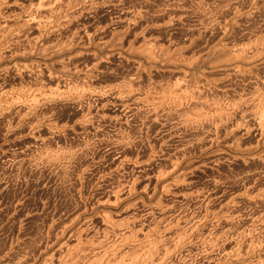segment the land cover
<instances>
[{"label":"rangeland","instance_id":"rangeland-1","mask_svg":"<svg viewBox=\"0 0 264 264\" xmlns=\"http://www.w3.org/2000/svg\"><path fill=\"white\" fill-rule=\"evenodd\" d=\"M19 1L20 3L17 7V10L20 9V11H22L23 13L25 12V10L28 13L31 12L29 15H32L33 13L34 15L37 14V12H40L39 9H46V13L47 10L50 11L52 15L48 12L46 16L47 18L51 16V20L50 18L46 19L50 20V23L55 21L54 25L52 23V27L55 30L54 34H51L49 38L47 35H45L42 36L40 39V35H33V33L27 34L29 36L25 39L24 37L26 36V34L21 36V42L18 41L20 42V44L18 42V44L16 43V47L14 46L11 50L12 53H14L17 49L15 54L19 57H26L32 53L34 54H32L34 57L25 61L24 64H15L16 66L13 65V72H11V70L8 75L5 76L6 80H4V82L7 81L9 83L8 92L6 93V95H9V98L11 97L10 95L13 96V94L15 93L20 92L22 94H28V92L32 90L40 93L43 92L44 95H59L58 97H64L63 99L65 100L62 99V104H59V106H41V117H43L41 118L42 120H39L37 122L28 121V116L24 112H22L23 114L19 119L21 112L18 111L9 112L6 114L5 118L0 120V264H8L9 262V264H16L17 262V264H22V262L19 263V257L21 256V254H23L22 257H20L22 261L24 258L26 259L23 261V264H59V261L60 264H62L63 261L64 263H67L69 261L67 264H78L77 262H82V264H90V262L92 261L89 262V260H93L96 254L105 251L104 249L102 250V248H107L109 242L111 244L113 242L112 245H117V247H121V245L123 244H121V239L123 238V236L125 238H128V244L131 245H126L129 248H126V250L122 253L123 255L121 257L119 256L117 262H114V264H144L147 262V264H149V262L150 264L151 262L152 264L153 262H156L154 264H264V127L260 126V128L259 122H256L255 119L251 117L252 109L251 106H249L250 103L241 107L239 106L240 104H237L242 96H250V93L253 92L252 90L256 88L255 82L258 81V83H261L262 81V83H264V48L262 46L264 45V0H238V2L237 0H232L233 3H231L230 7L226 4V2H223L221 0H55V2L54 0H51L52 6L49 7H46V5L43 7L42 4L45 3H43V1L50 0ZM21 1L23 2V4H21ZM68 1L70 3H68ZM53 2L55 3V6ZM21 5L22 9L20 7ZM140 5L142 6L140 7ZM227 6L230 9L232 8L233 10H229ZM50 7L51 10H49ZM24 8L25 10H23ZM84 8H86V10ZM124 8L126 10H124ZM142 8L143 10H145V16L143 18L145 20H143L139 25L141 27L137 26L132 31L130 37H128L129 39L127 38L129 41H125V47L128 48L130 45H135L133 47L136 50L141 47L139 50L142 51L145 49L144 47L147 46L146 42H153L152 40L155 39L158 42L160 41L161 44L164 43V45H171L174 43L172 49H175V47H177L176 51L183 55V57H180L181 59L179 58L176 60V63H179L177 64V66L172 67L171 65H169V63L166 62V59L164 60L162 58L157 62H145L140 67L142 69L141 70L135 61V57L143 55L144 58H148V53L145 51V49L144 51H142V53H140L139 51L138 53L140 54H136V56L134 55L129 60H122V57L120 58V56L118 55V57L115 56L114 58L108 59L105 61V64L102 65L103 67H99L101 69L100 70L99 68L96 69L97 67L95 68L92 65L91 61L87 60L88 58L86 57H79L77 58V60H74L73 57L77 55V53H74L73 55H71L72 57H64L65 62L69 63V67L71 65V68H68V70L70 71L64 70L61 68V66L59 67L58 65H56V73L53 72V75L56 76L53 77L57 78V76L59 75L58 78H62V86L64 88L62 86V88L52 86L53 88L47 87L44 88L46 90H43V88L36 87L33 82H30V80L33 81L32 76H29V72L27 71H31V68H35V65H33L34 61L38 62L40 61L39 59H43V47V49L46 48L48 51L51 48L52 51L50 50V52H64L63 54L65 55L67 54L65 53L66 48L69 47L68 45H70L71 42L72 44H78L77 46L75 45V50L77 49L76 52H78V50H84L86 46V48L90 46L88 48L89 50H95V47H97V44L99 43L98 38H102L101 41H103L104 39H108L107 41H111L112 32L114 31V29L118 26H120L119 29H122L124 25L128 24L127 22L131 23L130 21L134 19L135 15L139 12L140 9L142 10ZM242 8L245 14L252 12L254 15L251 14V18H245L244 13H237V10H241ZM35 9L39 11L36 12ZM53 9L54 11H52ZM58 9H60V11ZM214 9H216L218 12ZM77 10L79 14L77 13ZM226 10H228V14H226ZM5 11L3 13H5ZM215 11L218 14L220 13V17H223L222 19L224 20L227 18L228 20L236 19L237 22L239 21L237 24L233 25L232 30L228 34L230 37L227 36V39H225L226 41H224V39L222 38L219 29L215 28V31L214 28H209L207 30L204 29V26L206 27L205 23H208L206 20H208V17H210L211 15L210 12L216 14ZM26 12L24 13L25 15H27ZM221 14H223V16ZM77 15L79 16V18ZM175 15L177 18L175 17ZM182 15H184V17ZM66 17L69 18V21L72 19L71 21L73 22L74 26L71 21V24L69 23V21L65 22ZM121 17H123L124 19H122ZM61 18L65 19L64 23ZM120 18L122 19V21ZM203 19H206L205 22ZM123 20L126 21L125 24H123ZM57 21L60 22L58 23ZM11 22L13 23V25L14 23L18 24L15 17H13V20H11ZM56 23L60 25L57 27ZM60 26H62L64 30L60 28ZM56 28H58L57 31ZM87 28L91 32H94L93 30L96 28V30H98L97 33L100 32V34H96L97 36H93L95 38H89L87 35L85 36V34H83L85 37L82 36L80 32L85 33L84 31L87 30ZM141 28L147 30V36L145 38H143L140 33L142 30ZM104 29H106V31ZM148 29L151 30L149 31ZM78 32L81 35L78 34V37H75ZM149 34L152 37H150ZM32 35L33 40L36 37H39L38 40L36 39L37 43L40 44L37 48L39 52L36 49L34 51L32 50ZM197 35L199 36V38ZM87 37L92 41L89 40ZM150 38L152 40H150ZM245 38L247 39L245 40ZM69 39L70 42H68ZM73 39H77V42ZM189 39H193L195 42L193 40L190 41ZM83 40H85L86 42ZM257 40H260V43L257 42ZM134 42L136 44H134ZM143 42H145L146 44L143 45ZM150 42L148 43V45L150 44ZM190 42L192 44H190ZM245 42L247 47H245ZM253 42L254 44L252 45L251 43ZM42 43L45 46L47 44V46L45 47ZM225 43L227 44V46L233 45L232 47L237 48L238 46L239 48H248L253 46V48H256L257 46H259V50L261 52L260 54H258L259 59L256 62V65L259 64L260 66L258 67L260 72L257 71L259 72L257 73L258 78L256 76H252L255 79L253 78L250 81V77L244 78L242 75L233 76L234 78L230 76L226 77L223 73H225L229 66H224V63H222V66L218 65L216 67H213V64H218V62L221 61V58L224 59L226 55L223 54L224 57L223 55L214 56L212 55V53L209 56H206L204 55L207 51L206 49H209L212 46L214 47L219 44L222 46V44L225 45ZM29 44L31 46H29ZM111 44L112 43H108L107 47L111 46ZM41 45L43 46L40 47ZM17 46L21 47V49L17 48ZM136 46H138L139 48H137ZM261 46L262 48H260ZM25 47L32 48L26 49ZM18 49H20V52ZM64 49L65 51H63ZM28 50H31V52H28V54H26ZM126 51L129 52L130 50ZM17 52H19V54ZM143 52L147 53V55L145 56V53L143 54ZM201 53L202 57L204 58L201 57ZM10 56L11 54H9V56L7 55L6 57L10 59ZM7 58L6 60L8 61ZM79 59L80 65L76 62ZM200 59L202 60L199 61ZM72 64L74 65V67ZM19 65L21 66L19 67ZM186 65L189 69L186 67ZM137 67L138 71H136ZM18 68L21 72L18 70ZM57 68H59L60 70ZM184 69L187 71L186 73H183V71H185ZM75 71H77L76 74H74ZM79 71L81 72V75ZM132 75L135 78L132 77ZM137 75L139 76L137 77ZM183 76L186 77L184 78ZM129 80H135L139 83L137 84L139 86L138 89H141L139 90L141 91L139 93H142L141 95L143 97L145 95L150 96L151 93V98L153 99H157L159 97L161 98L163 95L162 92L164 93V91H169L174 94L175 91L174 89H172V87L178 82L184 85H182L183 88L189 87V84L191 83V88L189 87L191 90L194 88L196 89L198 87L205 90V87H207L206 83L208 82L214 86V89L210 90V92L207 91L209 104H211V102L216 103L222 106L223 108L225 107V109L229 107V109H231L233 105L234 107L235 105L237 106L235 107V113H232L233 116H228L229 119L226 118V120L228 121L224 122L225 120H223L221 122H224V124L220 125L219 122L212 124L213 126L210 125L209 127L203 125L204 128H202L201 125L198 127L195 126L196 128L194 126H191L190 128L189 126L185 129V127H183L182 125L183 120L181 116H176L173 114H170L173 115L170 116L167 109L163 111L164 113L162 112V114H159L158 118H156L159 120H157L156 122L153 120L154 118L151 119V115L145 116V113L142 114L146 111L145 109H147L146 107L148 105L143 99L145 104L143 103V100L141 104L142 106L145 105V107H141L145 111H142V113L140 112L141 114H137L138 116H134V118H136L134 119L133 117L125 115V112L123 113L124 110L122 111V109H125V102L128 103V101L132 100V97H129L127 96V93H124V88L127 87V81ZM172 80L175 82H173ZM2 83L3 81L0 82V84ZM106 88L108 89L107 92ZM100 90H102V93L98 94L100 93ZM104 91L109 95L105 94ZM183 91L186 92V89L184 88L180 93H182ZM184 92L182 93L183 96ZM118 93L124 94L119 95ZM103 94L107 96L104 95L103 97ZM115 96H120V98L122 99L119 98V100H123L121 105L116 107L122 115H120L119 121L117 118V120L114 119L112 123H110V121L102 122L103 120H100V116L103 112V108L101 107V105L105 100V102L108 104V108L111 109L110 111L115 110V107H113V105L111 104V101ZM232 96L235 97L233 98ZM126 97L128 98V101ZM100 98L101 100H99ZM8 103L9 102H6V104L0 103V109L6 108L8 106ZM123 105L124 107L122 108ZM188 105L189 104H187L186 107L184 106V109L186 111L188 109ZM263 106L262 108H260V111L258 109V113L264 110ZM261 109L263 110L261 111ZM94 110L95 112H93ZM96 110L98 112H96ZM82 113L86 115L84 116L85 118H88L84 119V117H82ZM262 115V117L264 118L263 112ZM89 116H94L93 122H90V119L92 118H89ZM168 116L172 118H169ZM164 117L166 118L160 120V118ZM129 118H132L130 120L131 122L128 120ZM83 119L86 120V122H84ZM136 120H139L141 124L138 123L139 121ZM152 120L158 125L155 124ZM28 122L30 123L31 127L30 125H26L29 124ZM81 122L83 125L81 124ZM171 122H174L175 124H171ZM238 123L240 126H238ZM217 124L220 126L218 127ZM21 125L24 129L21 127ZM32 125H34L33 128ZM122 125L125 128L119 127ZM17 126L21 127L22 129L18 128L17 130ZM233 126L234 129L231 130ZM143 127L145 128L143 129ZM235 128H237L238 130H236ZM86 129H88L90 132ZM123 129H125V131ZM129 131V136L131 135L130 137H132L133 142L128 139V141H130V145L128 144V142L125 144V146H127L126 148H124V153L127 157L126 165L124 168H120L117 171H114L113 169L111 170L110 167L112 166V160L116 158L118 154V156H120V152L118 151V149L121 151V146L117 137H120V139L126 138L128 137V133L126 136V132ZM131 132L132 134L135 132L136 134L134 133V135L136 136L132 135ZM119 135H121L122 137ZM143 135L145 136V138L143 137ZM156 136L159 138H157ZM155 138L157 140H155ZM213 138H215L216 143ZM212 139L214 142L212 141ZM135 140L137 142H135ZM134 143L137 144L135 145ZM154 144L158 149L155 148ZM182 146L185 149L187 147L188 152L186 150L183 151L185 153V156H183V162L177 170L169 173L172 167L171 164L175 160L174 158L179 153H181V149H183ZM216 149L219 150L216 151ZM84 150H87V152ZM162 151L163 154L165 152L166 155L169 154L168 161L166 162H162ZM87 153L90 154L88 155ZM217 153L219 154L216 155ZM253 156H262L263 159L261 158L258 161L249 160ZM150 157L153 159H151ZM139 159L142 161L140 162ZM150 159L151 161H149ZM169 160L171 161L169 162ZM142 162L145 164H142ZM127 164H129V167ZM140 166H142V169ZM107 169H109L110 171H108ZM116 172L118 175L116 174ZM183 172H185L186 177L184 176L182 180L178 181L177 177ZM155 173H161L159 174L160 179H158V176H155ZM137 175H141L138 178L140 182H137L139 187L136 183L137 187L135 188V190L137 192L135 191L131 195H129V193L127 194V190H123L125 192V194L123 193V196L130 197H126V199L123 200L124 202L122 201L116 207H112L113 209H110V212L113 213L117 220L113 218L114 224L113 226H111L113 229L111 227L107 229L110 230L109 232L111 233L104 230L109 233L108 236H104V234L107 235V233L103 231V228L101 227V225H99V222L96 221V224L94 222L85 223L88 219L94 220L97 217V213L99 210L92 206L96 203L94 199H92L90 203V199L92 198L91 193H93L92 190L95 188L98 182H96V180H100L101 178H103L102 176H107V182H109L107 184H113L114 186L111 185V187H119V189H121L122 187L125 188V184H127L128 180L131 181ZM108 176L109 179H111L110 181L108 179ZM146 187L147 192L152 194V198L150 196L149 199H146L145 194H143V192H140ZM159 198L161 202H159ZM136 201H138L139 203ZM132 203L135 204L133 205ZM150 205L154 206L151 210L148 209L149 207H146ZM129 206L132 207L126 210V208ZM155 207L157 209H155ZM152 211L154 213H151ZM119 220H121L122 222ZM115 221H118L116 222L117 224L119 222L121 223L116 226ZM142 225L145 226L143 227ZM113 231L115 233H113ZM87 238H90L89 240H91L89 243V240H87ZM106 239L108 241H106ZM98 243H101V246ZM103 244L108 245L105 246ZM80 245L85 246L83 247V250L81 249L82 251H84V253L81 250H76L78 248H81ZM175 245L177 248L173 247ZM166 246H170V248L172 247L173 250L167 253V256H165L166 252L164 250L166 249ZM84 248L87 249L84 250ZM152 249L154 250L152 251ZM79 251L80 253H82L77 254L76 252ZM71 252L72 254L73 252L75 253L73 255L71 254V256L69 255ZM83 254H88L89 256L85 257V255L83 256ZM163 254L166 257L165 259L163 258L164 256H162ZM236 254H238V256ZM91 255H94L93 258H91ZM146 255H148V257ZM67 256H69L71 260ZM159 256H162V258L160 257L159 259ZM87 257H90L91 259L88 260L86 259ZM80 258H83L84 260L82 261V259ZM85 259L88 261H85ZM150 259H152V261H150ZM156 259L160 263H158Z\"/></svg>","mask_w":264,"mask_h":264},{"label":"bare ground","instance_id":"bare-ground-1","mask_svg":"<svg viewBox=\"0 0 264 264\" xmlns=\"http://www.w3.org/2000/svg\"><path fill=\"white\" fill-rule=\"evenodd\" d=\"M51 1V0H50ZM50 1H43V3L44 4H42L43 5V7L46 5V7L48 6H52L51 4H52V1H51V3H50ZM58 1V0H57ZM92 1V0H91ZM98 1V0H97ZM101 1V0H100ZM106 1H108V0H106ZM136 1V0H135ZM217 1H219V0H217ZM221 1H223V2H226V4L230 7V5H231V3H233L232 2V0H221ZM255 1V0H254ZM54 2H55V0H54ZM53 2V3H54ZM85 2V1H84ZM96 2V1H95ZM103 2V1H102ZM124 2V1H123ZM237 2H238V0H237ZM259 2V1H258ZM19 3H20V1L19 0H0V82L1 81H3V83L2 84H0V103L2 104V103H5L6 104V102H9L8 103V106L6 107V108H1L0 109V120L1 119H3V118H5V116H6V114L7 113H9V112H13V111H18V112H21V115H20V117H19V119L21 118V116H22V112H24V113H26V115L28 116L27 117V120L28 121H30V122H37V121H39V120H42L41 118L43 117H41V106H45V107H47L46 105H50L51 107L52 106H59V104H62V101L63 100H65V99H63V98H60V97H58L57 95H44V93L42 92V93H40V92H37V91H32V90H30V92H28V94H22V93H20V92H18V93H15V94H13V96L12 95H10L11 97H9L8 98V96L6 95V93L8 92V87H9V83L6 81V82H4V80H6L5 78V76H7L8 75V73L13 69V65H15V64H24V62L25 61H27V60H29V59H31V58H33L34 56V54L32 55V54H29L28 56H26V57H19L18 55H16L15 54V52H16V50H15V52L14 53H12V48L16 45V43L18 42V41H20L21 42V36L22 35H24V34H26V36L24 37V39L25 38H27L29 35H27V34H32L33 33V35H40L39 37H40V39H41V37L42 36H45V35H47L48 36V38L50 37V35L51 34H54V28L52 27L53 25H54V22L55 21H53L52 23H53V25H52V23H50V20H51V16L49 15V14H51V12L50 11H48L47 10V13L49 12V16L50 17H48V18H50V20H47L48 18H47V16H46V9H39L40 10V12H37V11H39V10H36V12H37V14H35L34 15V13L32 14V15H29L30 13H28V12H26V10H25V8L23 9V10H25V12H26V14L27 15H25L22 11H20V9L19 10H17L18 8V6H19ZM60 3V2H59ZM63 3V2H62ZM68 3H70L69 1H68ZM71 3H73V2H71ZM98 3V2H97ZM138 3V2H137ZM230 3V4H229ZM252 3V2H251ZM256 3V2H255ZM21 4H23V2L21 1ZM40 4V3H39ZM49 4V5H48ZM65 4V3H64ZM63 4V5H64ZM117 4V3H116ZM141 4V3H140ZM142 4H143V2H142ZM150 4V3H149ZM254 4V3H253ZM26 5V4H25ZM41 5V6H42ZM59 5V4H58ZM82 5V4H81ZM91 5V4H90ZM118 5H120V4H118ZM224 5V4H223ZM54 6H55V3H54ZM57 6V5H56ZM60 6V5H59ZM65 6H66V4H65ZM68 6H70V5H68ZM86 6V5H85ZM96 6V5H95ZM107 6H108V3H107ZM139 6V5H138ZM142 5H140V7H141ZM227 6V7H228ZM21 7V9H22V5L20 6ZM42 7V8H43ZM45 7V8H46ZM67 7V6H66ZM66 7H65V9H66ZM97 7V6H96ZM110 7V6H109ZM143 7H144V5H143ZM149 7V6H148ZM225 7V6H224ZM228 7V8H229ZM233 7H235V6H233ZM254 7H256V6H254ZM62 8V7H61ZM79 8V7H78ZM82 8H83V6H82ZM89 8V7H88ZM87 8V9H88ZM99 8H100V6H99ZM104 8H105V6H104ZM116 8H118V7H116ZM135 8V7H134ZM146 8V7H145ZM151 8V7H150ZM207 8V7H206ZM32 9V8H31ZM48 9V8H47ZM55 9V8H54ZM54 9L52 10V11H54ZM64 9V8H63ZM69 9V8H68ZM73 9V8H72ZM76 9V8H75ZM85 10H86V8H84ZM83 9V10H84ZM211 9V8H210ZM226 9V8H225ZM232 9V8H231ZM230 8H229V10H231ZM6 10V11H5ZM49 10H51V7H50V9ZM59 11H60V9H58ZM74 10V9H73ZM89 10V9H88ZM91 10V9H90ZM97 10V9H96ZM124 10H126L125 8H124ZM138 10V9H137ZM141 10V9H140ZM139 10V12L135 15V17H134V19L132 20V21H130L131 23H129V22H127L128 24H126V25H124V27L122 28V29H119V27L120 26H118V27H116L115 29H114V31L112 32V39H111V41H107L108 39H107V37H106V39L107 40H103V41H101V39H99L98 38V40H99V43L97 44V47H95V50H89L88 48L90 47H88V48H86L85 47V49L84 50H78V52H76V50H75V48H76V46L78 45H76V43L75 44H72V42H71V44L70 45H68L69 47L68 48H66V52L65 53H67L66 55L65 54H63L64 52L63 51H65V49L62 51L63 53H55V52H50V50H51V48L49 49V51L45 48V49H43L42 48V50H43V59H39L40 61H34L33 62V65H35V68H31L32 70L31 71H27V72H29L28 74H29V76H32V80L33 81H31L30 80V82L32 83H34V85L36 86V87H40V88H43V90H46V89H44V88H47V87H51V88H53L52 86H56V87H58V88H62L63 86H62V83H63V81L61 80L62 78H58V76H57V78H55L56 76L55 75H53L54 73L53 72H55V68L57 67L56 65H58L59 67L61 66V68L62 69H64V70H68V68L70 69L71 68V65H70V67H69V63H67V62H65V58L64 57H69V56H71V55H73L74 53H77V55H75V57H73V59L74 60H77V58H79V57H86V58H88L87 60H90L91 61V63H92V65L96 68V69H98L99 67H103L102 65H104L105 64V61L106 60H108V59H111V58H114L115 56H120V58L122 57V60H129L131 57H133L134 55L136 56V54H140V53H142V51H144L145 49V51L148 53V58H144L143 57V55L142 56H137V57H135V61H136V63L138 64V67L140 68L145 62H150V61H159L160 59H166V62L167 63H169V65H171L172 67L173 66H177V64H179V63H176L177 61V59H179L180 57H183V55H181L179 52H177L176 51V49H177V47H175V49H172L173 47V44H165L164 45V43H162L161 44V42L159 41H156V39L155 40H152L151 38H150V40H152L153 42H150V44L148 45V43L149 42H146L147 43V46L146 47H142L144 50H139L140 48L138 47L139 45H141V44H139L138 46H136L137 48H139L138 50H136L133 46H135V45H130L128 48H126L125 47V41L126 40H128L129 38L128 37H130V34L132 33V31L138 26V27H141V26H139L140 24H141V22L143 21V20H145V19H143L144 18V16H145V10H143V8H142V10L140 11ZM149 10V9H148ZM169 10H171V9H169ZM174 10V9H173ZM203 10H205V9H203ZM212 10V9H211ZM214 10H216V9H214ZM233 10V9H232ZM5 11V13H3ZM56 11H57V9H56ZM72 11V10H71ZM75 11V10H74ZM80 11H81V9H80ZM121 11V10H120ZM119 11V12H120ZM128 11V10H127ZM134 11V10H133ZM150 11V10H149ZM148 11V12H149ZM176 11V10H175ZM217 11V10H216ZM216 11H215V13H216ZM93 12V11H92ZM209 12V11H208ZM214 12V11H213ZM218 12V11H217ZM222 12V11H221ZM228 12V10H226V14H228L227 13ZM230 12V11H229ZM233 12V11H232ZM53 13V12H52ZM65 13V12H64ZM69 13V12H68ZM67 13V14H68ZM73 13V12H72ZM77 13H78V10H77ZM84 13V12H83ZM117 13V12H116ZM134 13H136V12H134ZM173 13V12H172ZM223 13V12H222ZM237 13H244L243 12V8L241 9V10H237ZM237 13H235V14H237ZM57 14V13H56ZM58 14H59V12H58ZM60 14H62V13H60ZM70 14H71V12H70ZM69 14V15H70ZM79 14V13H78ZM121 14V13H120ZM119 14V15H120ZM178 14H180V13H178ZM198 14V13H197ZM210 17H208L209 19L208 20H206L208 23H205L206 24V27L204 26V29L205 30H207V29H209V28H214V31H215V28H217V29H219V31H220V33H221V35H222V38L224 39V41H226L225 39H227V36H229L228 34H229V32L232 30V27H233V25H235V24H237L238 22H237V20L235 19V20H228L227 18L224 20V19H222L221 17H220V13L218 14V13H216V14H218V15H216V14H214V13H212V12H210ZM224 14H225V12H224ZM251 14H253L252 12H249V13H247V14H245L244 13V17L245 18H251ZM52 15V14H51ZM123 15V14H122ZM121 15V16H122ZM148 15V14H147ZM170 15H172V14H170ZM187 15V14H186ZM222 16H223V14H221ZM241 15V14H240ZM254 15V14H253ZM252 15V16H253ZM57 16V15H56ZM60 16V15H59ZM73 16H75V15H73ZM78 16V15H77ZM85 16H86V14H85ZM174 16V15H173ZM183 17H184V15H182ZM181 16V17H182ZM13 17H15L16 18V20H17V22H18V24H16V23H14V25H13V23L11 22V20H13ZM61 17V16H60ZM90 17V16H89ZM115 17V16H114ZM120 17V16H119ZM175 17H176V15H175ZM180 17V18H181ZM199 17V16H198ZM224 17H226V16H224ZM10 18H12V19H10ZM47 18V19H46ZM56 18V17H55ZM64 18V17H63ZM69 18H70V16H69ZM69 18H67L66 17V20L65 19H62L61 18V20H63V23H64V20H65V22H68L69 20ZM78 18H79V16H78ZM88 18V17H87ZM117 18V17H116ZM122 19H124L123 17H121ZM120 18V19H121ZM131 18V17H130ZM129 18V19H130ZM177 18V17H176ZM243 18V17H242ZM58 19V18H57ZM82 19V18H81ZM122 19H121V21H122ZM128 19V20H129ZM60 20V19H59ZM72 20V19H71ZM70 20V21H71ZM131 20V19H130ZM147 20V19H146ZM204 20V19H203ZM205 20H204V22H205ZM222 20H224V21H222ZM70 21H69V23H70ZM79 21V20H78ZM90 21V20H89ZM181 21V20H180ZM12 24H11V23ZM58 22V21H57ZM60 22V21H59ZM58 22V23H59ZM62 22V21H61ZM72 22V21H71ZM76 22V21H75ZM80 22V21H79ZM87 22V21H86ZM123 24H125V22L126 21H124L123 20ZM173 22V21H172ZM68 23V24H69ZM84 23V22H83ZM115 23H118V22H115ZM163 23V22H162ZM16 24V25H15ZM57 24V23H56ZM55 24V25H56ZM65 24H67V23H65ZM64 24V25H65ZM71 24V23H70ZM72 24H73V22H72ZM112 24V23H111ZM120 24V23H119ZM169 24V23H168ZM60 25V24H59ZM58 24L56 25L57 27L59 26ZM84 25V24H83ZM86 25V24H85ZM167 25V24H166ZM201 25V24H200ZM73 26H74V24H73ZM73 26H71V27H73ZM117 26V25H116ZM169 26V25H168ZM87 27V26H86ZM85 27V28H86ZM90 27V26H89ZM99 27V26H98ZM109 27V26H108ZM122 27V26H121ZM60 28H62V26H60ZM114 28V27H113ZM198 28V27H197ZM200 28H201V26H200ZM57 29L58 28H56V31H57ZM63 29V28H62ZM66 29V28H65ZM77 29V28H76ZM75 29V30H76ZM79 29V28H78ZM102 29V28H101ZM142 29V28H141ZM203 29V30H204ZM238 29V28H237ZM64 30V29H63ZM75 30H74V32H75ZM100 30V29H99ZM103 30V29H102ZM105 31H106V29H104ZM149 30V29H148ZM151 30V29H150ZM149 30V31H150ZM62 31V30H61ZM83 31V30H82ZM94 32H91L88 28H87V30H85L84 32L85 33H82V32H80L81 34H82V36H84L83 34H85V36L87 35L89 38H91V37H93V36H95L96 34H100V32L99 33H97V31L98 30H96V28L93 30ZM138 31V30H137ZM202 31V30H201ZM211 31V30H210ZM213 31V30H212ZM237 31V30H236ZM60 32V31H59ZM74 32H72V33H74ZM77 32V31H76ZM234 32V31H233ZM232 32V33H233ZM79 32L77 33V35H75V37H78V34H80ZM141 35H142V37L143 38H145L147 35V30H145V29H142L141 30ZM198 33H201V32H198ZM74 34H76V33H74ZM73 34V35H74ZM80 34V35H81ZM206 34V33H205ZM204 34V35H205ZM208 34V33H207ZM33 35H32V38H31V40H33ZM79 35V36H80ZM102 35V34H101ZM109 35V34H108ZM136 35V34H135ZM150 35V34H149ZM200 35V34H199ZM210 35V34H209ZM217 35V34H216ZM219 35V34H218ZM46 36V37H47ZM82 36H81V39H82ZM84 36V37H85ZM97 36V35H96ZM139 36H140V34H139ZM198 36V35H197ZM203 36V35H202ZM211 36V35H210ZM39 37L37 38H35L32 42H33V44L32 43H30V44H32L33 45V51L36 49L37 50V48H38V46L40 45V44H38L37 43V40L39 39ZM87 37V38H88ZM100 37V36H99ZM149 37V36H148ZM150 37H152L151 35H150ZM201 37V36H200ZM230 37V36H229ZM23 38V37H22ZM88 38V39H89ZM93 38H95V37H93ZM104 38V37H103ZM128 38V39H127ZM133 38H134V36H133ZM137 38V37H136ZM143 38H142V40H143ZM156 38V37H155ZM194 38V37H193ZM198 38H199V36H198ZM250 38V37H249ZM248 38V39H249ZM257 38V37H256ZM255 38V39H256ZM20 39V40H19ZM37 39V40H36ZM138 39V38H137ZM195 39V38H194ZM208 39V38H207ZM247 38H245V40H246ZM259 39V38H258ZM74 40V39H73ZM76 40V42H77V39H75ZM74 40V41H75ZM89 40H91V39H89ZM141 40V41H142ZM158 40V39H157ZM190 40V39H189ZM191 40H193V39H191ZM190 40V41H191ZM199 40V39H198ZM231 40V39H230ZM229 40V41H230ZM261 40V39H260ZM260 40H257V42H259L260 43ZM83 41H85V40H83ZM92 41V40H91ZM96 41V40H95ZM129 41V40H128ZM147 41V40H146ZM194 41V40H193ZM252 41V40H251ZM263 41H264V39H263ZM20 42H18L19 44H20ZM23 42V41H22ZM30 42V41H29ZM44 42V41H43ZM68 42H70V39H69V41ZM86 42V41H85ZM89 42V41H88ZM136 42V41H135ZM134 42V44H136ZM195 42V41H194ZM198 42V41H197ZM256 42V41H255ZM262 42V41H261ZM17 43V44H18ZM81 43V42H80ZM95 43V42H94ZM93 43V44H94ZM108 43L110 44V43H112L111 44V46H109V47H107L108 46ZM145 42H143L142 44L144 45V44H146ZM248 43V42H247ZM29 44V46H31ZM43 44V43H42ZM46 44V43H45ZM85 44V43H84ZM190 44H192L191 42H190ZM221 44V43H220ZM216 45V46H212L211 48H209V49H206L207 51H206V53L204 54V55H206V56H209L210 54H212V55H226L225 57H224V55H223V57H224V59H222L221 58V61H219L218 62V64L217 63H215V64H213V67H216V66H218V65H221L222 66V63H224V66L225 65H227V66H229V68L225 71V73H223L226 77H228V76H230V77H233V76H236V75H242L244 78L246 77V78H248V77H250V81H251V79H253L255 76L258 78V74L257 73H259L260 71H259V68L258 67H260L259 66V64L258 65H256V62H257V60L259 59L258 58V54H260V50H259V46H257L256 48H253V47H248V48H245V47H247V45H246V42H245V47L244 48H239V46H238V48L237 47H232V46H227V44L225 43V45L224 44H222V46L221 45ZM229 44V43H228ZM230 44H231V42H230ZM252 45L254 44V42L253 43H251ZM250 44V45H251ZM258 44V43H257ZM22 45V44H21ZM28 45V44H27ZM44 45V44H43ZM43 45H41L40 47H42ZM76 45V46H75ZM90 45V44H89ZM129 45V44H128ZM198 45V44H197ZM206 45V44H205ZM213 45V44H212ZM235 45V44H234ZM242 45V44H241ZM244 45V44H243ZM260 45V44H259ZM45 46V45H44ZM46 46H47V44H46ZM45 46V47H46ZM75 46V47H74ZM80 46H81V44H80ZM85 46V45H84ZM177 46V45H176ZM237 46V45H236ZM249 46V45H248ZM263 46V48H264V45H262ZM262 46L260 47V48H262ZM16 47V46H15ZM39 47V48H40ZM231 47H232V49H231ZM243 47V46H242ZM17 48H20L21 49V47H18L17 46ZM26 48V47H25ZM29 48V47H28ZM28 48H26V49H28ZM32 48V47H31ZM31 48H29V49H31ZM48 48V47H47ZM84 48V47H83ZM179 48H180V46H179ZM20 49H18L19 50V52H20ZM25 50V49H24ZM126 50H130L129 52L128 51H126ZM14 51V50H13ZM32 51V52H33ZM38 51V50H37ZM36 51V52H37ZM52 51V50H51ZM140 51V53H138ZM179 51V50H178ZM19 52H17L18 54H19ZM28 52H31V50H28L27 51V53L26 54H28ZM39 52V51H38ZM38 52H37V54H38ZM41 52V51H40ZM128 52V53H127ZM42 53H40V54H42ZM145 52H143V54H144ZM147 53H145V56L147 55ZM182 53V52H181ZM9 54H11V56L9 57L10 59H8L6 56L8 55L9 56ZM262 54V53H261ZM264 54V53H263ZM39 55V54H38ZM203 55V56H204ZM117 56V57H118ZM38 57V56H37ZM37 57H35V58H37ZM72 57V56H71ZM193 57V56H192ZM201 57H202V53H201ZM3 58H5V59H3ZM6 58L8 59V61L6 60ZM34 58V59H35ZM39 58V57H38ZM198 58H200V57H198ZM202 58H204V57H202ZM263 58V57H262ZM169 59H174V60H169ZM181 59V58H180ZM215 59V58H214ZM260 59H261V57H260ZM6 62H5V61ZM10 60V61H9ZM13 60H15V61H13ZM36 60V59H35ZM72 60V59H71ZM114 60V59H113ZM119 60V59H118ZM185 60V59H184ZM194 60V59H193ZM202 59H200L199 61H201ZM205 60H206V57H205ZM218 60H219V58H218ZM33 61V60H32ZM79 61H80V59L78 60V61H76L77 63H79ZM83 61V60H82ZM213 61V60H212ZM263 61V60H262ZM31 62V61H30ZM128 62V61H127ZM133 62V61H132ZM163 62V61H162ZM190 62V61H189ZM259 62V61H258ZM73 63V62H72ZM199 63V62H198ZM260 63V62H259ZM74 64H75V62H74ZM82 64H84V63H82ZM205 64V63H204ZM211 64V63H210ZM73 65V64H72ZM77 65V64H76ZM79 65H80V63H79ZM191 65H192V63H191ZM197 65V64H196ZM203 65V64H202ZM232 65V66H231ZM16 66V65H15ZM21 65H19V67H20ZM89 66H90V64H89ZM160 66V65H159ZM179 66V65H178ZM183 66H184V64H183ZM208 66V65H207ZM73 67H74V65H73ZM75 67H77V66H75ZM79 67V66H78ZM92 67V66H91ZM138 67H137V69H136V71H138ZM186 67H187V65H186ZM189 67H190V65H189ZM196 67V66H195ZM195 67H193V68H195ZM211 67V66H210ZM212 67V68H213ZM16 68V67H15ZM24 68H26V67H24ZM23 68V69H24ZM142 68H144V67H142ZM153 68V67H152ZM176 68V67H175ZM183 68H185V67H183ZM188 68V67H187ZM197 68V67H196ZM261 68H262V66H261ZM57 69H59V68H57ZM79 69V68H78ZM82 69V68H81ZM91 69V68H90ZM100 69V68H99ZM141 69V68H140ZM189 69V68H188ZM17 70V69H16ZM15 70V71H16ZM18 70H19V68H18ZM29 70V69H28ZM60 70V69H59ZM63 70V71H64ZM80 70V69H79ZM92 70V69H91ZM101 70V69H100ZM142 70V69H141ZM167 70V69H166ZM183 70V69H182ZM185 70V69H184ZM220 70V69H219ZM261 70V69H260ZM262 70H263V68H262ZM20 71V70H19ZM68 71H70V70H68ZM78 71V70H77ZM77 71H75V73L74 74H76L77 73ZM95 71V70H94ZM257 71H259V72H257ZM11 72H13V70L11 71ZM21 72V71H20ZM25 72V71H24ZM24 72H22V73H24ZM80 72V71H79ZM86 72V71H85ZM101 72V71H100ZM140 72V71H139ZM150 72V71H149ZM180 72V71H179ZM187 71L185 70V71H183V73H186ZM18 73V72H17ZM56 73V72H55ZM91 73V72H90ZM94 73V72H93ZM136 73V72H135ZM138 73V72H137ZM261 73H262V71H261ZM73 74V75H74ZM80 75H81V72H80ZM84 75V74H83ZM97 75V74H96ZM136 75V74H135ZM141 75V74H140ZM182 75V74H181ZM184 75V74H183ZM188 75V74H187ZM222 75V74H221ZM25 76H26V74H25ZM53 76H55V77H53ZM85 76V75H84ZM139 75H137V77H138ZM202 76V75H201ZM252 76H254V77H252ZM261 76V75H260ZM10 77V76H9ZM75 77V76H74ZM131 77V76H130ZM132 77H134L133 75H132ZM143 77V76H142ZM179 77V76H178ZM184 77V76H183ZM186 77V76H185ZM184 77V78H185ZM22 78V77H21ZM91 78V77H90ZM135 78V77H134ZM141 78V77H140ZM222 78V77H221ZM220 78V79H221ZM234 78V77H233ZM239 78V77H238ZM243 78V79H244ZM23 79V78H22ZM21 79V80H22ZM81 79H82V76H81ZM85 79V78H84ZM126 79V78H125ZM125 79H124V81H125ZM152 79V78H151ZM176 79H179V78H176ZM183 79V78H182ZM211 79V78H210ZM255 79V78H254ZM8 80V79H7ZM20 80V79H19ZM25 80V79H24ZM213 80V79H212ZM9 81V80H8ZM26 81V80H25ZM28 81V80H27ZM65 81V80H64ZM85 81V80H84ZM97 81V80H96ZM139 81V80H138ZM173 81V80H172ZM188 81V80H187ZM186 81V82H187ZM207 81V80H206ZM206 81H205V83H206ZM226 81V80H225ZM256 81V80H255ZM81 82H83V81H81ZM86 82V81H85ZM119 82H121V81H119ZM128 82V83H127ZM126 83L128 84L127 85V87L126 88H124V93H127L128 95L127 96H129V97H132V100H130V101H128V98H127V101H128V103L127 102H125V107H124V105L122 106V108L124 107L125 109H126V111H125V109H122V111H123V113L125 112V115H127V116H129V117H133L134 118V116H136L137 114H139L140 112L142 113V111H145V112H143L142 114H144L145 113V116L146 115H151V119L152 118H154L153 120L156 122L157 120H159V119H156V118H158V116H159V114L161 113L162 114V112L164 111V110H166L167 109V111L169 112V115L170 114H173V115H176V116H181V118H182V120H183V127H185V129H186V127H189L190 126V128H191V126H196V127H198V126H201L202 128H204L203 127V125H206L207 127H209L210 125H212V124H215V123H219L220 122V125L221 124H224V122H226V121H228V120H226V118H228L229 119V117L228 116H230V117H232L233 116V114L232 113H235V107L237 106V105H235V107H234V105H233V107L231 108V109H229V108H226L225 109V107L223 108L222 106H220L219 104H216V103H212L211 102V104H209V99H208V94H207V91H209L210 92V90H212V89H214V86L211 84V83H206V85H207V87H205L204 85V87L206 88L205 90H203L202 88H200V87H198V88H194V89H190L191 88V83L189 84V87H184L185 89H186V92H184V96L182 95V93H180L184 88H183V84H180L179 82L178 83H174L175 85H173V87H172V89H174V91H175V93L173 94V93H171V92H165L164 90V93L162 92V97L160 98H157V99H153V98H151L152 97V95H151V93H150V96H147V95H145L144 97L139 93V92H141V91H139V90H141V89H138L139 88V86L137 85V84H139L138 82H136L135 80H129V81H127ZM173 82H175V81H173ZM197 82V81H196ZM249 82V81H248ZM264 82V81H263ZM92 83V82H91ZM118 83V82H117ZM183 83V82H182ZM198 83V82H197ZM199 83H201V82H199ZM251 83V82H250ZM256 84H255V86H256V88L254 89V90H252L253 92H251L250 93V96H242L241 97V99H239V102L237 103V102H234V103H237V104H240L239 106L241 107V106H244V105H248L249 103V106H251V109H252V116L251 117H253L254 119H255V121L256 122H259V127L261 126V127H264V118L262 117L263 115H262V112L264 113V110L263 109H261V111L262 112H259L258 113V109H259V111H260V108H262V106L264 105V83H262V81H261V83H258V81L257 82H255ZM79 84V83H78ZM86 84V83H85ZM124 84H125V82H124ZM170 84V83H169ZM217 84V83H216ZM218 84H219V82H218ZM249 84V83H248ZM82 85H84V84H82ZM88 85V84H87ZM123 85V84H122ZM153 85V84H152ZM158 85H160V84H158ZM162 85V84H161ZM183 85V86H182ZM194 85H196V84H194ZM199 85V84H198ZM254 85V84H253ZM34 86V87H35ZM62 86V87H61ZM65 86V85H64ZM119 86V85H118ZM138 86V87H137ZM155 86V85H154ZM157 86V85H156ZM220 86V85H219ZM84 87V86H83ZM107 87V86H106ZM112 87V86H111ZM120 87H121V85H120ZM197 87V86H196ZM64 88V87H63ZM141 88V87H140ZM143 88V87H142ZM146 88V87H145ZM160 88H161V86H160ZM36 89V88H35ZM38 89V88H37ZM100 89V88H99ZM103 89H105V88H103ZM119 89H122V88H119ZM155 89V88H154ZM42 90V89H41ZM41 90H39V91H41ZM96 90V89H95ZM107 88H106V92H107ZM113 90H114V88H113ZM157 90V89H156ZM162 90V89H161ZM168 90H170V89H168ZM112 91V90H111ZM123 91V90H122ZM121 91V92H122ZM174 91H172V92H174ZM251 91V90H250ZM105 92V91H104ZM105 92V94H107ZM109 92H110V90H109ZM160 92V91H159ZM226 92V91H225ZM242 92V91H241ZM248 92V91H247ZM246 92V93H247ZM24 93V92H23ZM102 93V90H100V93H98V94H101ZM112 93V92H111ZM124 93H121V94H119V95H122V94H124ZM243 93V92H242ZM245 93V92H244ZM97 94V93H96ZM105 94H103V97H104V95ZM156 94V93H155ZM159 94V93H158ZM210 94V93H209ZM92 95V94H91ZM107 95H109V94H107ZM107 95H105V96H107ZM116 95V94H115ZM228 95H229V93H228ZM241 95V94H240ZM249 95V94H248ZM63 96V95H62ZM81 96V95H80ZM86 96V95H85ZM89 96V95H88ZM96 96V95H95ZM100 96H102V95H100ZM111 96V95H110ZM125 96H126V94H125ZM222 96V95H221ZM73 97V96H72ZM84 97V96H83ZM94 97V96H93ZM97 97V96H96ZM229 97H230V95H229ZM233 97V96H232ZM235 97V96H234ZM233 97V98H234ZM239 97V96H238ZM99 98V97H98ZM102 98V97H101ZM101 98L99 99V100H101ZM111 98H113V97H111ZM119 98H120V96L118 97V96H115L114 98H113V100L111 101V104L113 105V107H115V110H113V111H110L111 109L110 108H108V104L105 102V100H104V102L102 103V105H101V107L103 108L102 110H103V112H102V115L100 116V120L102 121V122H108V121H110V123H112V121L114 120V119H116L117 120V118H118V121H119V118H120V115H122L121 113H120V111H118L117 109L118 108H116L117 106H119V105H121V103H122V101H120L119 100ZM237 98V97H236ZM63 99V100H62ZM70 99V98H69ZM78 99V98H77ZM110 99V98H109ZM120 99H122V98H120ZM124 99V98H123ZM131 99V98H130ZM145 100V102L148 104L147 105V109H143L142 107L144 106L145 107V105H143L142 106V100ZM222 99H224V98H222ZM10 100V101H9ZM96 100H98V99H96ZM144 100H143V103H144ZM229 100V99H228ZM231 100V99H230ZM75 101V100H74ZM73 101V102H74ZM83 101V100H82ZM89 101V100H88ZM126 101V100H125ZM233 101V100H232ZM71 102V101H70ZM101 102V101H100ZM77 103V102H76ZM84 103H86V102H84ZM224 103V102H223ZM228 103H230V102H228ZM233 103V102H232ZM231 103V104H232ZM0 104V105H1ZM71 104V103H70ZM110 104V103H109ZM145 104V103H144ZM187 104H189L190 105V107H189V105H188V109H187V111L184 109V106L186 107L187 106ZM82 105V104H81ZM96 105V104H95ZM4 106V105H3ZM2 106V107H3ZM6 106V105H5ZM62 106V105H61ZM76 106V105H75ZM85 106V105H84ZM83 106V107H84ZM87 106V105H86ZM92 106V105H91ZM111 106V105H110ZM109 106V107H110ZM142 106V107H141ZM229 106V105H228ZM230 106H232V105H230ZM88 107V106H87ZM98 107V106H97ZM112 107V108H113ZM264 107V106H263ZM95 108V107H94ZM97 109V108H96ZM114 109V108H113ZM237 109V108H236ZM238 109H241V108H238ZM101 110V111H102ZM244 110V109H243ZM248 110V109H247ZM46 111V110H45ZM54 111V110H53ZM85 111V110H84ZM83 111V112H84ZM89 111H90V109H89ZM100 111V112H101ZM88 112V111H87ZM93 112H95V110L93 111ZM96 112H98L97 110H96ZM100 112H99V114H100ZM167 112V113H168ZM90 113V112H89ZM92 113V112H91ZM140 113V114H141ZM164 113V112H163ZM242 113V112H241ZM44 114V113H43ZM83 114V113H82ZM93 114V113H92ZM166 114V113H165ZM231 114V115H230ZM236 114H237V112H236ZM239 114H240V112H239ZM25 115V114H24ZM95 115V114H94ZM167 115V114H166ZM173 115H170V116H173ZM248 115V114H247ZM84 116H86V115H84L83 114V116L82 117H84ZM98 116V115H97ZM124 116V115H123ZM138 116V115H137ZM160 116H162V115H160ZM163 116H164V114H163ZM238 116H240V115H238ZM94 117V116H93ZM93 117H91V116H89V118H92V119H90V122H93V120H94V118ZM96 117V116H95ZM99 117V116H98ZM169 117V116H168ZM235 117V116H234ZM247 117V116H246ZM250 117V118H251ZM88 117H84V119H87ZM97 118V117H96ZM96 118H95V120H96ZM127 118V117H126ZM139 118V117H138ZM166 117H164V118H160V120H162V119H165ZM169 118H172V117H169ZM168 118V119H169ZM174 118V117H173ZM15 119V118H14ZM18 119V120H19ZM23 119V118H22ZM25 119V118H24ZM83 119V121L84 122H86V120H84ZM132 119V118H131ZM130 118L128 119L129 121L131 120ZM134 119H136V118H134ZM147 119V118H146ZM178 119V118H177ZM232 119V118H231ZM244 119H246V118H244ZM249 119V118H248ZM254 119H252V120H254ZM98 120H99V118H98ZM115 120V121H116ZM121 120V119H120ZM143 120V119H142ZM152 120V121H153ZM223 120H225L223 123H221ZM258 120V121H257ZM16 121V120H15ZM22 121V120H21ZM20 121V122H21ZM24 121V120H23ZM82 121V120H81ZM133 121H135V120H133ZM136 121H139V120H136ZM153 121V122H154ZM165 121V120H164ZM163 121V122H164ZM172 121V120H171ZM230 121V120H229ZM26 122V121H25ZM42 122V121H41ZM89 122V121H88ZM97 122H99V121H97ZM102 122H100V123H102ZM122 122V121H121ZM125 122V121H124ZM131 122V121H130ZM143 122V121H142ZM154 122V123H155ZM162 122V121H161ZM174 122H176V121H174ZM172 123L171 122V124H175V123ZM177 122H178V120H177ZM182 122V121H181ZM254 122V121H253ZM29 123V122H28ZM39 123V122H38ZM37 123V124H38ZM116 123V122H115ZM129 123V122H128ZM133 123V122H132ZM138 123H140V121L138 122ZM159 123V122H158ZM167 123H169V122H167ZM239 123H241V122H239ZM239 123H238V126H240L239 125ZM25 124V123H24ZM78 124V123H77ZM80 124V123H79ZM81 124H82V122H81ZM86 124V123H85ZM85 124H84V126H85ZM103 124H105V123H103ZM109 124V123H108ZM141 124V123H140ZM145 124V123H144ZM155 124H157V123H155ZM154 124V125H155ZM235 124V123H234ZM26 125H30V123L29 124H26ZM83 125V124H82ZM91 125H93V124H91ZM90 125V126H91ZM118 125V124H117ZM117 125H116V127H117ZM127 125V124H126ZM147 125H148V123H147ZM151 125V124H150ZM158 125V124H157ZM177 125V124H176ZM220 125H218L217 124V126L219 127ZM236 125V124H235ZM24 126V125H23ZM80 126V125H79ZM87 126V125H86ZM90 126H89V130H90ZM104 126H106V125H104ZM123 126V125H122ZM122 126H119L120 128H125L124 126H125V124H124V126L122 127ZM128 126V125H127ZM134 126H135V124H134ZM170 126V125H169ZM178 126V125H177ZM205 126V127H206ZM213 126V125H212ZM216 126V125H215ZM21 127H22V125H21ZM21 127H19V126H17V130H18V128L20 129ZM30 127H31V125H30ZM34 127V125H32V128ZM76 127V126H75ZM81 127V126H80ZM114 127V126H113ZM140 127V126H139ZM158 127V126H157ZM176 127V126H175ZM193 127V128H194ZM195 127V128H196ZM206 127V128H207ZM222 127H223V125H222ZM260 127V128H261ZM23 128V127H22ZM21 128V129H22ZM86 128V127H85ZM102 128H104V127H102ZM106 128V127H105ZM115 128V127H114ZM113 128V129H114ZM145 127H143V129H144ZM226 128V127H225ZM24 129V128H23ZM99 129V128H98ZM117 129V128H116ZM119 129V128H118ZM133 129H136V128H133ZM137 129H139V128H137ZM153 129V128H152ZM171 129H173V128H171ZM175 129V128H174ZM181 129H183V128H181ZM189 129V128H188ZM187 129V130H188ZM209 129V128H208ZM221 129V128H220ZM219 129V130H220ZM224 129V128H223ZM234 129V126H233V128L231 129V130H233ZM236 130H238L237 128H235ZM82 130V129H81ZM84 130V129H83ZM86 130H88V129H86ZM88 130V131H89ZM92 130V129H91ZM101 130V129H100ZM115 130V129H114ZM120 130V129H119ZM124 131H125V129H123ZM204 130V129H203ZM210 130V129H209ZM262 130V129H261ZM16 131V130H15ZM88 131H86V132H88ZM96 131V130H95ZM122 131V130H121ZM127 131V130H126ZM142 131V130H141ZM152 131V130H151ZM159 131V130H158ZM178 131V130H177ZM212 131H214V130H212ZM211 131V132H212ZM18 132V131H17ZM21 132V131H20ZM19 132V133H20ZM23 132V131H22ZM90 132V131H89ZM114 132V131H113ZM145 132V131H144ZM155 132V131H154ZM162 132V131H161ZM160 132V133H161ZM179 132V131H178ZM202 132V131H201ZM204 132V131H203ZM210 132V133H211ZM218 132V131H217ZM260 132V131H259ZM107 133V132H106ZM124 133V132H123ZM127 133H128V137H126V138H123V139H120V137L118 138L117 137V139H119V143H120V146H121V151L118 149V151L120 152V156H118L117 155V157L116 158H114L113 160H112V162H111V164H112V166L110 167V169L112 170H114V171H117L118 169H120V168H124L125 167V165H126V154L124 153V151H125V149L124 148H126L127 146H125V144L128 142V144H129V142L130 141H132V137H130L129 136V133H130V131L129 132H126V136H127ZM135 133V132H134ZM134 133L132 134V132H131V134L132 135H134ZM140 133V132H139ZM163 133V132H162ZM169 133V132H168ZM171 133V132H170ZM185 133V132H184ZM213 133V132H212ZM17 134V133H16ZM33 134V133H32ZM86 134V133H85ZM136 134V133H135ZM143 134V133H142ZM145 134V133H144ZM156 134V133H155ZM164 134H166V133H164ZM164 134H162V135H164ZM198 134V133H197ZM215 134H216V132H215ZM36 135V134H35ZM89 135H91V134H89ZM140 135V134H139ZM176 135V134H175ZM205 135V134H204ZM109 136V135H108ZM119 136H121V135H119ZM125 136V135H124ZM134 136H136V135H134ZM133 136V137H134ZM165 136H167V135H165ZM202 136V135H201ZM209 136V135H208ZM263 136V135H262ZM33 137V136H32ZM88 137V136H87ZM91 137V136H90ZM110 137H111V135H110ZM109 137V138H110ZM122 137V136H121ZM143 137L145 138V136L143 135ZM143 137H141V138H143ZM157 137V136H156ZM162 137H164V136H162ZM161 137V138H162ZM207 137V136H206ZM214 137H216V136H214ZM98 138V137H97ZM148 138V137H147ZM146 138V139H147ZM151 138H152V136H151ZM157 138H159V137H157ZM205 138V137H204ZM116 139V140H117ZM128 139L130 140V141H128ZM134 139V138H133ZM197 139H198V137H197ZM214 140H215V138H213ZM213 139H212V141H213ZM217 139V138H216ZM97 140V139H96ZM112 140V139H111ZM137 140V139H136ZM135 140V142H137ZM155 140H157L156 138H155ZM190 140H192V139H190ZM207 140V139H206ZM209 140H210V138H209ZM114 141H115V139H114ZM142 141V140H141ZM148 141H150V140H148ZM161 141V140H160ZM172 141V140H171ZM211 141V142H212ZM86 142V141H85ZM97 142V141H96ZM116 142V141H115ZM133 142V141H132ZM138 142H139V140H138ZM157 142V141H156ZM164 142H165V140H164ZM193 142V141H192ZM202 142V141H201ZM214 142V141H213ZM87 143V142H86ZM93 143V142H92ZM119 143H118V145H119ZM151 143V142H150ZM160 143V142H159ZM215 143H216V140H215ZM260 143V142H259ZM101 144V143H100ZM116 144H117V142H116ZM127 144V145H128ZM135 145L137 144V143H134ZM142 144V143H141ZM147 144H148V142H147ZM157 144V143H156ZM110 145V144H109ZM115 145V144H114ZM117 145V146H118ZM130 145V144H129ZM155 145V144H154ZM158 145V144H157ZM164 145H165V143H164ZM185 145V144H184ZM217 145H218V143H217ZM258 145V144H257ZM89 146V145H88ZM105 146V145H104ZM116 146V145H115ZM125 146V147H124ZM138 146V145H137ZM141 146V145H140ZM149 146V145H148ZM153 146V145H152ZM169 146V145H168ZM167 146V147H168ZM187 146V145H186ZM214 146V145H213ZM87 147V146H86ZM109 147V146H108ZM111 147H113V146H111ZM164 147V146H163ZM183 147V146H182ZM209 147V146H208ZM217 147V146H216ZM151 148V147H150ZM155 148H157L156 147V145H155ZM93 149V148H92ZM110 149V148H109ZM113 149V148H112ZM158 149V148H157ZM166 149V148H165ZM167 149H169V148H167ZM83 150V149H82ZM81 150V151H82ZM127 150V149H126ZM154 150V149H153ZM179 150V149H178ZM187 151V147H186V149L183 147V149H181V153H177L178 155L174 158L175 160L172 162V167H171V170L169 171V173H171V172H174L175 170H177L178 168H179V166L181 165V163L183 162V159H184V157L183 156H185V153L183 152V151ZM217 150H219V149H216V151ZM84 151H86L87 152V150H84ZM112 151V150H111ZM113 151H116V150H113ZM168 151V150H167ZM221 151V150H220ZM220 151H218V152H220ZM85 152V153H86ZM118 152V153H119ZM165 152V151H164ZM179 152V151H178ZM188 152V151H187ZM214 152V151H213ZM113 153V152H112ZM166 153V152H165ZM163 154V151H162V154H163V159H162V162H166V161H168V155H166V154ZM80 154V153H79ZM88 154V153H87ZM90 154V153H89ZM88 154V155H89ZM115 154V153H114ZM117 154V153H116ZM176 154V153H175ZM174 154V155H175ZM219 153H217L216 155H218ZM160 155V154H159ZM263 155H264V153H263ZM85 156V155H84ZM106 156V155H105ZM161 156V155H160ZM159 156V157H160ZM104 157V156H103ZM187 157V156H186ZM185 157V158H186ZM215 157V156H214ZM85 158V157H84ZM112 158V157H111ZM151 158V157H150ZM262 158V156H253V157H251L249 160H259V159H261ZM264 158V157H263ZM262 158V159H263ZM103 159V158H102ZM101 159V160H102ZM107 159V158H106ZM131 159H132V157H131ZM135 159V158H134ZM147 159V158H146ZM151 159H153V158H151ZM151 159L149 160V161H151ZM155 159V158H154ZM170 159V158H169ZM100 160V159H99ZM140 160V159H139ZM157 160V159H156ZM158 160H160V159H158ZM131 161H133V160H131ZM136 161V160H135ZM142 160H140V162H141ZM171 160H169V162H170ZM263 161V160H262ZM108 162V161H107ZM158 162V161H157ZM129 163V162H128ZM147 163V162H146ZM168 163V162H167ZM131 164V163H130ZM142 164H145V163H143L142 162ZM141 164V165H142ZM160 164V163H159ZM128 165V167H129V164H127ZM148 165V164H147ZM146 165V166H147ZM134 166V165H133ZM144 166V165H143ZM160 166V165H159ZM137 167V166H136ZM141 167V169H142V166H140ZM139 169V168H138ZM137 169V170H138ZM89 170V169H88ZM108 171H110L109 169H107ZM159 170V169H158ZM108 171H105V172H108ZM113 171V172H114ZM141 171V170H140ZM139 171V172H140ZM112 172V173H113ZM142 172V171H141ZM157 172H159V171H157ZM65 173V172H64ZM101 173V172H100ZM110 173V172H109ZM108 173V174H109ZM107 174V175H108ZM116 174H117V172H116ZM120 174V173H119ZM137 174H141V173H137ZM159 174H161V173H155V176H158V179H160L159 178ZM101 175H103V174H101ZM111 175H114V174H111ZM118 175V174H117ZM139 176H141V175H139ZM139 176L137 175V176H135V178H133L131 181L130 180H128V182H127V184H125V188L124 187H122L121 189H119V187L118 186H116V187H118V188H114V187H111V185L112 186H114L113 184H111V185H109V184H107V183H109V182H107V176H102L103 178H101L100 180H96V182H97V184H96V182H95V184H96V186H95V188L92 190L93 191V193H91V196H92V198H91V196H90V203H91V200L92 199H94L95 200V204L94 205H92V206H94L95 208H97V209H99L98 210V213H97V217L93 220V219H88L85 223H87V222H99L100 224L99 225H101V227L103 228V231L104 230H106L107 232H109L110 230H107L108 228H110L111 226H113V224H114V219L113 218H115V216L113 215V213H111L110 212V209L113 207H116L118 204H120L124 199H126V197H130V196H126V197H124L123 195L125 194V190H127V194L129 193V195H131L133 192H135L136 190H135V188L138 186V183L140 182L139 180H138V178H139ZM184 176L186 177V174H185V172H183L181 175H179L178 177H177V180L179 181V180H182V178H184ZM110 177H112V176H110ZM141 178V177H140ZM108 179H109V176H108ZM162 179V178H161ZM111 179H109V181H110ZM141 180V179H140ZM176 180V181H177ZM113 181V180H112ZM127 181V180H126ZM130 181V182H129ZM159 181V180H158ZM138 182V183H137ZM136 183H137V186H136ZM116 185V184H115ZM124 186V185H123ZM147 186V185H146ZM139 187V186H138ZM124 188V189H123ZM155 188V187H154ZM124 190V191H123ZM155 191H156V189H155ZM155 191H153V192H155ZM89 192V191H88ZM137 192V191H136ZM141 193L143 192V194H145V197H146V199L148 198H150V196L152 195V194H150L149 192H147V187L146 188H144L142 191H140ZM139 192V193H140ZM182 192V191H181ZM124 193V194H123ZM186 194V193H185ZM162 195V194H161ZM209 195V194H208ZM134 197V196H133ZM132 198V197H131ZM151 198H152V196H151ZM186 198H188V197H186ZM215 198V197H214ZM212 199V198H211ZM204 200V199H203ZM210 200V199H209ZM142 201V200H141ZM124 202V201H123ZM136 202H138V201H136ZM143 202V201H142ZM159 202H161V200H160V198H159ZM235 202V201H234ZM93 203V202H92ZM139 203V202H138ZM157 203V202H156ZM155 203V204H156ZM133 205L135 204V203H132ZM131 204V205H132ZM137 204V203H136ZM154 204V205H155ZM159 204V203H158ZM115 205V206H114ZM143 205V204H142ZM160 205V204H159ZM157 206V205H156ZM91 207V206H90ZM130 207H132V206H129V207H127L126 208V210H128V208H130ZM137 207V206H136ZM146 207H149L148 209H152V207H154V206H146ZM112 208V209H113ZM154 209V208H153ZM155 209H157L156 207H155ZM97 211V210H96ZM140 211V210H139ZM142 211V210H141ZM92 212V211H91ZM95 212V211H94ZM145 213H146V210H145ZM151 213H154L153 211L151 212ZM149 214V213H148ZM147 214V215H148ZM142 215V214H141ZM144 215V214H143ZM222 215V214H221ZM112 216H114V217H112ZM141 217V216H140ZM139 217V218H140ZM93 218V217H92ZM145 218V217H144ZM147 218V217H146ZM116 220H117V218H115ZM119 221H121V220H119ZM220 221V220H219ZM116 222H118V221H115V223ZM122 222V221H121ZM121 222H119V223H121ZM200 222V221H199ZM118 223V224H119ZM172 223V222H171ZM93 224V223H92ZM96 224V223H95ZM117 223H116V226L118 225ZM166 224H167V222H166ZM165 224V225H166ZM173 224V223H172ZM87 225V224H86ZM90 225V224H89ZM164 225V226H165ZM170 225V224H169ZM168 225V226H169ZM143 226V225H142ZM145 226V225H144ZM143 226V227H144ZM171 226V225H170ZM169 226V227H170ZM93 227H94V225H93ZM168 227V228H169ZM112 228V227H111ZM115 228V227H114ZM119 228V227H118ZM197 228V227H196ZM98 229H100V228H98ZM98 229H96V230H98ZM113 229V228H112ZM117 229V228H116ZM116 229H115V231H116ZM143 229V228H142ZM147 229V228H146ZM163 229H164V227H163ZM162 230V229H161ZM170 230H172V229H170ZM106 231H104V232H106ZM112 231V230H111ZM118 231V230H117ZM106 232V233H107ZM171 232V231H170ZM169 232V233H170ZM109 233H111V232H109ZM109 233H107V235H105L104 234V236H108L109 235ZM113 233H115L114 231H113ZM142 233V232H141ZM148 233V232H147ZM88 234H90V233H88ZM94 234V233H93ZM144 234H145V232H144ZM164 234V233H163ZM162 234V235H163ZM96 235V234H95ZM102 235H103V233H102ZM101 235V236H102ZM121 235V234H120ZM119 235V236H120ZM87 236V235H86ZM85 236V237H86ZM92 236V235H91ZM146 236V235H145ZM148 236H150V235H148ZM127 237V236H126ZM92 238V237H91ZM142 238V237H141ZM144 238V237H143ZM146 238V237H145ZM90 238H87V240H89ZM86 240V241H87ZM94 240V239H93ZM103 240V239H102ZM179 240V239H178ZM183 240V239H182ZM185 240V239H184ZM91 240H89L88 241V243L90 242ZM106 241H108L107 239H106ZM152 241V240H151ZM112 242V241H111ZM142 242H144V241H142ZM148 242V241H147ZM179 242V241H178ZM83 243V242H82ZM87 243V242H86ZM93 243V242H92ZM123 243V244H122ZM154 243V242H153ZM174 243H175V241H174ZM183 243V242H182ZM242 243V242H241ZM80 244V243H79ZM94 244V243H93ZM97 244V243H96ZM99 244V243H98ZM101 244V243H100ZM99 244V245H100ZM109 244V245H108ZM108 244H103V245H105V246H110V245H112L113 244V242H112V244L109 242ZM121 247H117V245H112V246H110V247H108L107 246V248H102L103 247V245H102V250L104 249L105 251H103V252H101V253H98V254H96L95 256H94V258H93V256L91 257V258H93V260H89V259H91L90 257H87L86 259H88L89 260V262L90 261H92V262H90V264H94V263H96V264H111V263H113L114 264V262H117V259L119 258V256L121 257L123 254V252L126 250V248L128 247V246H126L127 244H128V238H125L124 236H123V238L121 239ZM163 244V243H162ZM173 244V243H172ZM86 245V244H85ZM89 245V244H88ZM87 245V246H88ZM99 245H98V247H99ZM120 245V244H119ZM118 245V246H119ZM129 245V244H128ZM131 245V244H130ZM129 245V246H130ZM177 245V244H176ZM176 245L175 246H173L174 248H177L176 247ZM77 246V245H76ZM86 246V247H87ZM90 246V245H89ZM101 246V245H100ZM156 246V245H155ZM241 246H243V245H241ZM250 246V245H249ZM80 249L78 248V249H76L77 251L78 250H83V247H85L84 245H80ZM162 247V246H161ZM164 247V246H163ZM180 247V246H179ZM245 247V246H244ZM100 248V249H101ZM129 248V247H128ZM127 248V249H128ZM155 248V247H154ZM166 249H164L165 250V252H166V255L165 256H167L168 254L167 253H169L170 251H173L172 250V247L170 248V246H166L165 247ZM241 248V247H240ZM75 249H73V250H75ZM85 249H87V248H84V250ZM162 249V248H161ZM180 249V248H179ZM81 250V251H82ZM98 250V249H97ZM97 250H95V251H97ZM154 249H152V251H153ZM243 250V249H242ZM151 251V252H152ZM240 251V250H239ZM83 253H84V251H82ZM81 252V253H82ZM89 252H90V250H89ZM99 252V251H98ZM164 252V251H163ZM241 252V251H240ZM75 252H73V254H74ZM77 254L78 253H80V251L79 252H76ZM80 253V254H81ZM86 253V252H85ZM91 253H93V252H91ZM155 253V252H154ZM153 253V254H154ZM72 254V252L69 254V255H71ZM72 254V255H73ZM89 254V253H88ZM88 254H83V256L85 255V257L86 256H89ZM152 254V253H151ZM150 254V255H151ZM156 254V253H155ZM22 255L23 254H21V256L20 257H22ZM67 255V254H66ZM71 255V256H72ZM124 255H126V254H124ZM160 255V254H159ZM229 255V254H228ZM237 256H238V254H236ZM240 255V254H239ZM242 255V254H241ZM19 256V255H18ZM17 256V257H18ZM70 256V257H71ZM76 256V255H75ZM78 256V255H77ZM147 257H148V255H146ZM162 256H164V254L162 255ZM162 256H159V259H160V257L162 258ZM163 257L164 259L166 258V257ZM19 257V263L20 262H22V264L24 263L23 261L24 260H26L25 258L23 259V261H22V259ZM63 257V256H62ZM61 257V258H62ZM68 258H69V256H67ZM79 257V256H78ZM154 257V256H153ZM15 258V257H14ZM9 259V258H8ZM70 259V258H69ZM76 259V258H75ZM80 259H82V261L84 260L83 258H80ZM85 259V261H88V260H86ZM145 259V258H144ZM158 259V258H157ZM156 259V260H157ZM237 259V258H236ZM235 259V260H236ZM15 260V259H14ZM13 260V261H14ZM65 260H67V259H65ZM71 260V259H70ZM173 260V259H172ZM7 261V260H6ZM9 261V260H8ZM17 261V260H16ZM77 261V260H76ZM79 261H81V260H79ZM145 261V260H144ZM149 261V260H148ZM150 261H152V259H150ZM69 262V261H68ZM67 262V263H68ZM157 262H158V260H157ZM169 262V261H168ZM232 262V261H231ZM8 263V262H7ZM10 263V262H9ZM8 263V264H9ZM18 263V262H17ZM16 263V264H17ZM63 263H64V261H63ZM62 263V264H63ZM66 262L64 263V264H67ZM78 264L80 263V262H77ZM86 263V262H85ZM148 263V262H147ZM147 263H144V264H147ZM154 263H156V262H153V264ZM158 263H160V262H158ZM166 263V262H165ZM3 264V263H2ZM6 264V263H5ZM13 264V263H12ZM59 264H60V261H59ZM80 264H82V262L80 263ZM86 264H88V263H86ZM117 264V263H116ZM149 264H150V262H149ZM151 264H152V262H151Z\"/></svg>","mask_w":264,"mask_h":264}]
</instances>
